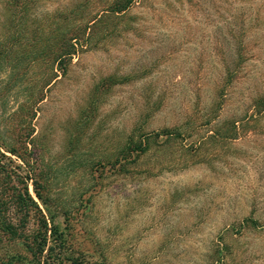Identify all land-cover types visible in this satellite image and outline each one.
I'll list each match as a JSON object with an SVG mask.
<instances>
[{
	"label": "rangeland",
	"instance_id": "rangeland-1",
	"mask_svg": "<svg viewBox=\"0 0 264 264\" xmlns=\"http://www.w3.org/2000/svg\"><path fill=\"white\" fill-rule=\"evenodd\" d=\"M9 1L0 49L20 28ZM116 1L36 0L27 38L48 21L86 33L48 87L46 65L11 68L24 47L0 62V210L17 232L0 231V258L31 260L24 243L49 218L37 183L68 233L57 264H264V0H133L112 15ZM25 185L37 208L20 204Z\"/></svg>",
	"mask_w": 264,
	"mask_h": 264
},
{
	"label": "trees",
	"instance_id": "trees-1",
	"mask_svg": "<svg viewBox=\"0 0 264 264\" xmlns=\"http://www.w3.org/2000/svg\"><path fill=\"white\" fill-rule=\"evenodd\" d=\"M132 2L133 0H117L115 5L112 6L108 11L112 15L123 13L128 9ZM35 3L36 0H13L7 3L8 9L12 8V5L17 6V9L13 10L16 13V16L17 14H20L21 21L18 24L20 28L16 32H13L8 41L3 44L4 47H1L0 62L7 59L8 56L6 55V51L12 50V48L15 46H19L20 48L24 47L25 51L14 58V60L18 61L15 65H11V68L15 70V68L19 67V63H22V66H24L22 72L25 70L26 71L22 73V75L19 74L20 71H12L13 76H16L18 73V75H21L22 77L27 74L30 67H33V65L36 63H42L46 65L48 69H50V75L46 78L44 83V85L48 87L58 78V71H61L64 74V71L67 68V63L71 61L72 57L78 51V41L84 37L86 33L85 30L79 26L69 29L67 25L68 23L64 22L62 25L58 23V27H55V25L48 21L49 23L47 22L45 26L43 24L40 25V27L37 29V35L27 38L25 17L27 16L30 9L35 5ZM58 17L56 16L55 19H59ZM67 20L68 19L66 17L64 21ZM8 62L10 63L11 59H9ZM34 94L35 91H33L29 98L30 110H33V106L36 104V102L42 100V95H40L39 98L35 100L33 97ZM33 111L31 117L35 115V112L33 113ZM166 132L167 131H165V134ZM161 135L162 133L157 132L154 134V136H147L144 141H129L127 145L120 147V150L115 156V161L111 162L110 164H112V167H117L118 171L122 172L128 162H130L132 159L133 161L138 160L149 150L151 140L153 141L156 138H159ZM1 146L5 152L18 156L14 147H10V145L5 144H2ZM36 184L37 183H33L36 196L46 207L50 225L48 220L43 217L40 226V231L41 229H43V231L39 233L40 235L33 237V240L30 242L24 243V248L27 254L31 257L29 264H50L49 259H51L53 264H57L59 261H62L61 257H63L66 252L68 238V233H66L67 229L62 228L60 224L55 221V215L51 212L49 207H47V199H45V197L38 192V185L36 187ZM23 191L24 196L20 194L18 197L20 204L27 208L29 207V204H32L37 208L35 201L32 199L28 191L27 185L24 186ZM0 231L11 237L17 236L14 226L7 221L1 210ZM48 233H50V235H48ZM20 258L21 256L17 254L5 255L0 258V264H15L20 262ZM56 259H59L57 263ZM68 259L72 264H84L75 257L69 256Z\"/></svg>",
	"mask_w": 264,
	"mask_h": 264
}]
</instances>
